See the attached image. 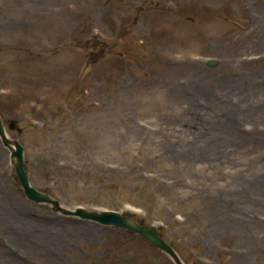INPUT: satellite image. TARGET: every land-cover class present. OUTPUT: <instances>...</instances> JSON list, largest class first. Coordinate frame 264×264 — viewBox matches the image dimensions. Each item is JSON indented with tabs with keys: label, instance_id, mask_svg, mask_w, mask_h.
Returning <instances> with one entry per match:
<instances>
[{
	"label": "rangeland",
	"instance_id": "rangeland-1",
	"mask_svg": "<svg viewBox=\"0 0 264 264\" xmlns=\"http://www.w3.org/2000/svg\"><path fill=\"white\" fill-rule=\"evenodd\" d=\"M0 119L62 207L128 214L185 264H264V0H0ZM9 154L0 264H174L28 200Z\"/></svg>",
	"mask_w": 264,
	"mask_h": 264
},
{
	"label": "water",
	"instance_id": "water-1",
	"mask_svg": "<svg viewBox=\"0 0 264 264\" xmlns=\"http://www.w3.org/2000/svg\"><path fill=\"white\" fill-rule=\"evenodd\" d=\"M207 65L213 67L216 65V61L212 59L208 60ZM7 127L10 130H14L16 128V122L13 120L9 121L7 123ZM0 142L10 152L9 158L14 169V174L18 180L24 196L28 200L35 203L48 204L51 206V209L53 211L60 212L66 216H74L83 220L94 221L106 226H114L132 232L134 234H138L146 241L151 243L154 247L167 254L174 262V264H184L175 250L167 242H165L164 239L154 229L145 226L132 217L123 215L120 212L109 210L95 211L87 210L82 207H77L74 209L64 208L56 199L50 197L48 194L42 191L35 189L30 184L27 173L25 171L23 160V146L17 139H12L6 135L1 119Z\"/></svg>",
	"mask_w": 264,
	"mask_h": 264
}]
</instances>
